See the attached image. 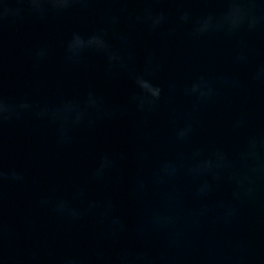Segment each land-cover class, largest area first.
Here are the masks:
<instances>
[{"label": "water", "instance_id": "water-1", "mask_svg": "<svg viewBox=\"0 0 264 264\" xmlns=\"http://www.w3.org/2000/svg\"><path fill=\"white\" fill-rule=\"evenodd\" d=\"M42 7L0 0V92L52 108L85 106L91 91L113 114L89 109L92 126L72 127L63 140L58 123L32 111L0 127V264H121L125 253L139 254L137 264H264V74L253 79L264 66V0L237 32L200 35L180 10L195 18L222 5ZM145 9L164 11L166 22L154 30L137 22ZM101 30L127 69H109L88 48L73 57L74 34L87 40ZM146 67L162 93L141 109L132 75ZM201 78L213 89L207 102L185 92ZM252 137L255 153L242 155ZM104 157L112 167L96 178ZM13 171L23 178H10Z\"/></svg>", "mask_w": 264, "mask_h": 264}, {"label": "clouds", "instance_id": "clouds-1", "mask_svg": "<svg viewBox=\"0 0 264 264\" xmlns=\"http://www.w3.org/2000/svg\"><path fill=\"white\" fill-rule=\"evenodd\" d=\"M9 0H4L7 4ZM18 2L28 3L33 6L32 10L36 12L43 13L45 9L43 5H51L52 9L55 11H64L77 0H18ZM126 2V0H123ZM144 2L149 3L153 0H144ZM182 2H195L201 4H220L222 9L217 12L215 10L209 9L206 13L193 17L191 9L180 10L179 20L184 23L192 24V34L200 35L210 29H218L221 27H226L228 33H235L245 26V22L248 18H255L257 12L261 11L257 6L260 5L261 0H182ZM167 20V14L164 11L154 12L152 9H145L141 15L136 16V21L139 23H144L149 26L150 29L154 30L157 27L163 25ZM116 22V18L113 17V23ZM252 28L253 25H248ZM105 33L101 30L100 33L90 36L85 40L81 35L74 34L72 42L69 44V50L72 52L73 57H78L80 52L85 48L91 49L93 51L103 54L107 61L109 69L113 67H119L122 69H127V63L125 56L118 50H114L111 44L105 39ZM73 57H69L72 59ZM128 60L131 59V54L127 57ZM149 66L151 65V58L148 60ZM152 70L150 67H146L144 74L133 73L132 78L134 79L137 86L141 89L142 95L140 97L133 96V100L140 99L139 108L143 109L147 103L150 106H154L157 101H159L162 93V89L154 85L145 76L152 75ZM264 74V66H262L257 73L254 75L253 79H260L261 75ZM188 95H197L198 100L201 102L209 101L213 96V89L211 83L203 78L198 83L191 85V87L185 89ZM103 98L96 96L93 92H89L87 100L84 102L85 106H81L78 102H63L57 107L50 108L48 105H33L27 100L13 101L6 99L2 92H0V127L4 125L5 122H9L13 119H19L20 116L28 111L35 112L38 117H46L52 123H58V131L60 133L61 139H67V133L72 127L80 126L83 123H87L88 126H92L94 123L89 109H92L96 118H103L104 116H110L113 113L103 109ZM72 113L75 116L72 117ZM191 132V127L188 126L178 133V139L185 140L188 134ZM256 149V139L252 137L249 139L247 145V152L242 153V155L254 154ZM112 161L108 157H104L101 160L100 166L97 168L94 176L96 178H101L104 171L112 167ZM167 167V165H165ZM205 167H210V163H205ZM5 173L0 169V181L5 177ZM10 178L15 180H21L23 177L16 173L11 172L8 174ZM82 195V193H81ZM59 209H64L65 204L61 202L58 205ZM112 208L111 203L106 206V211ZM73 216L78 214L73 212ZM121 264H137V261L141 259L139 254L133 256L130 253H125L121 256Z\"/></svg>", "mask_w": 264, "mask_h": 264}]
</instances>
